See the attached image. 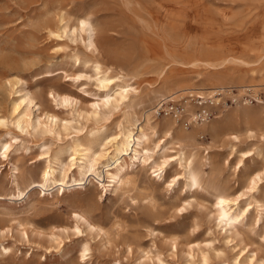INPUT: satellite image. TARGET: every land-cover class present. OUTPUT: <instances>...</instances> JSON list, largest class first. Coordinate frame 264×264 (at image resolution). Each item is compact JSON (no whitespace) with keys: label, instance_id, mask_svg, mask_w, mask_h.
Listing matches in <instances>:
<instances>
[{"label":"rangeland","instance_id":"rangeland-1","mask_svg":"<svg viewBox=\"0 0 264 264\" xmlns=\"http://www.w3.org/2000/svg\"><path fill=\"white\" fill-rule=\"evenodd\" d=\"M163 2L0 0V264H264V139L241 109L233 111L256 93L264 101V0ZM225 58L218 69L208 66ZM96 62L136 91L117 110L93 116L92 103L106 94ZM162 85L172 93L154 96ZM214 90L237 106L216 107L204 126L155 116L163 98ZM253 105L264 117V103ZM150 109L153 120L171 123V135L151 134V146L159 144L153 160L173 159L156 172L153 160L130 166L138 190L150 192L142 200L131 187L112 192L106 167L89 171L83 148L88 158L108 151L112 137L143 126ZM181 151L195 153L199 188L186 185ZM64 166L72 167L67 178ZM51 167L58 179L83 183L63 195L61 181L43 186ZM220 193L248 208L235 228L219 225Z\"/></svg>","mask_w":264,"mask_h":264},{"label":"bare ground","instance_id":"bare-ground-1","mask_svg":"<svg viewBox=\"0 0 264 264\" xmlns=\"http://www.w3.org/2000/svg\"><path fill=\"white\" fill-rule=\"evenodd\" d=\"M163 1L164 0H148V2L151 3L152 5L155 4V5L161 6L162 8L165 7ZM81 22H82V30H84L83 26H85L87 22L86 20H82ZM92 36H93V33L92 31H90L89 32V38H90L89 43L91 46H94V41L92 39ZM229 61L231 60L228 58H225V59H221L217 63L208 64V66L212 69H218ZM74 62H75V65H83V62L79 56H75ZM192 63L196 65V64H201L202 62L199 63L196 60V61H193ZM94 67L96 68V71H97V77H96L97 85L104 92H106V94L101 97L100 101L92 103L90 115L98 116L105 109L107 110L116 109L117 110L118 108H120L129 99L130 94L132 92H135L136 90L126 85L125 81L120 76L111 77L112 70L109 68H105L101 63L96 62L94 64ZM173 89H174V86L172 85L170 86L162 85L161 87L154 90V93H155L154 96L163 95L164 93H172ZM252 89L254 90L255 88L252 87ZM216 91L217 90H214L210 93H213ZM59 96L60 98L68 102H71L72 100H74L73 96L69 94H64V95H59ZM196 96H199V94ZM169 98H172V97H169ZM259 103H264V102L259 100ZM237 105H247V107L238 106L237 107L238 109L236 108L233 111H239L241 109L243 111L241 118L247 121V127L251 125H255L256 128L258 129L257 131L260 133V137L264 139V117H260V115L253 113V111L257 109L256 106L248 102H244L242 104H237ZM236 106H233L231 108H234ZM231 108L224 110V111H229ZM151 113H153V110L150 109L144 114V125L143 126L140 127V126H137V124H132L130 127L125 128L124 132L120 133L117 136L112 137L110 141L108 140L110 143V148L108 151L103 152V153H98L88 158L90 147L83 148L86 152L84 157L85 159H89L90 164H91V168L89 169V171H94L95 167L100 164L106 167L105 174H106V177L109 178L108 180L110 182L109 186L111 187L110 190L112 192H116L122 188H127V187H131L132 189H135V190H138L139 188H141L137 186L136 176L132 175V173L129 171L130 166H135L137 162L143 163L144 168L149 167V164L153 162V165L150 167V169H152L153 172H156L158 170H164L170 164V161H172L173 159V156H169V157L164 158L160 162L153 160L154 155H155V147H158L159 144H156L154 147L151 146L150 144L151 134H157L159 131L162 130L166 135H171V123L165 121L163 122V124H161V122H157L156 120L152 119ZM217 117L219 116H216L214 119H216ZM201 126H204V125H200L198 127H201ZM105 131L106 130H104L103 132ZM247 131H248V138H250V140H253L251 138L256 137V134H254L253 129L248 128ZM185 136H187L186 133H185ZM235 139L237 140V142H240L237 136H235ZM129 150H131L130 153H128ZM241 155L247 158L251 156L249 152H242ZM180 156H181V159L184 161V169L187 171L186 176H185L187 178L186 185H188L190 188L192 187L199 188L202 184L201 183L202 181L200 180L198 173L196 169L194 168V165H195L194 162L196 158L195 153L190 152L189 154H186L185 152L181 151ZM151 160L153 161L151 162ZM76 168L80 174L84 175V173L86 172V167L84 165L77 166ZM71 169H72L71 166L69 167L64 166L61 170L63 177L65 175L67 178L69 176V171ZM54 172L55 170L52 167L47 168L42 174V181L40 183H42L43 186H47L52 182L61 181L60 187H62L64 190L62 195L64 194L66 188H70L76 185H81L83 183V182H79L76 184H69L68 181H65V178L58 179ZM181 176L182 175L180 174L177 175L178 178ZM177 177H174L172 181L175 182L177 180L176 179ZM260 180H261L260 176L250 178L247 189L249 190L255 189ZM76 181L77 180L73 178L72 182H76ZM33 183L36 184L37 181H33ZM43 190L45 192L49 191L47 189H43ZM140 190L142 191H139V190L138 191H139L140 198L142 200L150 197V192H148L147 187L142 188ZM238 200H239L238 197H231L227 193H220L217 195L216 197V211L217 212L216 213L218 215L219 225H222L223 227L231 226L235 228L236 223L241 222L243 220L246 212L248 211V208L240 209L239 207H237V205L239 204Z\"/></svg>","mask_w":264,"mask_h":264},{"label":"built area","instance_id":"built-area-1","mask_svg":"<svg viewBox=\"0 0 264 264\" xmlns=\"http://www.w3.org/2000/svg\"><path fill=\"white\" fill-rule=\"evenodd\" d=\"M250 90L252 91V88ZM223 92L224 90H219L213 95L192 96L190 99L163 98L157 102L155 114L157 117L171 118L185 129L198 127L212 120L216 107H231L238 102V99L234 97L225 101ZM258 96L260 97L256 93L251 101L246 100L244 102L254 104L255 101L259 103L261 99ZM233 101L234 103L230 104Z\"/></svg>","mask_w":264,"mask_h":264}]
</instances>
